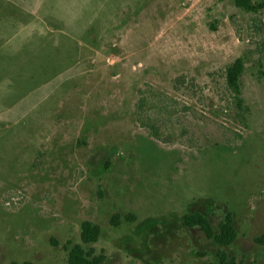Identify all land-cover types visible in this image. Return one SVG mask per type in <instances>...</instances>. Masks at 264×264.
Returning <instances> with one entry per match:
<instances>
[{
    "label": "rangeland",
    "instance_id": "374dc122",
    "mask_svg": "<svg viewBox=\"0 0 264 264\" xmlns=\"http://www.w3.org/2000/svg\"><path fill=\"white\" fill-rule=\"evenodd\" d=\"M141 96L175 110L162 140ZM197 213L215 232L230 214L236 241L186 227ZM85 221L104 264H264V10L0 0V264H68Z\"/></svg>",
    "mask_w": 264,
    "mask_h": 264
},
{
    "label": "trees",
    "instance_id": "16d2710c",
    "mask_svg": "<svg viewBox=\"0 0 264 264\" xmlns=\"http://www.w3.org/2000/svg\"><path fill=\"white\" fill-rule=\"evenodd\" d=\"M235 5L249 13L257 14L264 10V1L254 3L253 0H234ZM244 71V64L241 59H237L226 69V85L233 94L234 100L239 109L242 108L243 99L241 97L240 79ZM157 107V109H156ZM149 106L146 97L141 96L136 104L135 119L142 128L148 129L149 136L156 140H162L160 125H167L163 122L162 114L167 121H171L176 115L175 110L167 104L160 106ZM154 112V114L152 113ZM116 216L113 223H117ZM184 225L189 228H199L208 239H212L216 244L228 247L237 239V232L233 224V218L230 214L226 215L224 221L219 225L218 232H215L209 219L202 214L187 215L184 218ZM101 229L99 226L90 221H85L81 225V242L72 247L68 254V264H104L106 257L103 254H96L90 248L85 249L84 246L95 244L100 237ZM32 264V263H25ZM218 264H242L235 258H230L225 252L218 253Z\"/></svg>",
    "mask_w": 264,
    "mask_h": 264
}]
</instances>
